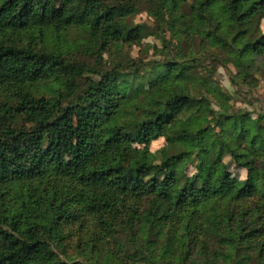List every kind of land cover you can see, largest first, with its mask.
<instances>
[{"label": "trees", "instance_id": "1", "mask_svg": "<svg viewBox=\"0 0 264 264\" xmlns=\"http://www.w3.org/2000/svg\"><path fill=\"white\" fill-rule=\"evenodd\" d=\"M263 24L264 0H0V264H264Z\"/></svg>", "mask_w": 264, "mask_h": 264}, {"label": "rangeland", "instance_id": "2", "mask_svg": "<svg viewBox=\"0 0 264 264\" xmlns=\"http://www.w3.org/2000/svg\"><path fill=\"white\" fill-rule=\"evenodd\" d=\"M134 20H135V22H146L148 20L150 21V19L147 17L146 14H140ZM262 29L264 30V24L262 26ZM146 42L148 44H150L151 41L150 40H147ZM133 53L135 54L136 51H134ZM216 79H217L219 85L224 90H226L228 92L232 91V87L230 86V83H229V80H228V73H227L226 70H224L222 68L218 69V71L216 73ZM253 96L255 98H257L258 100L263 101V102H261V103L260 102H257V101L256 102H253L251 98L250 99H247V100H249L250 103H255V105L258 106V107L259 106H262L263 107L264 106V83L263 82H261L260 85H259V87L257 88V90L254 91ZM235 106L237 108L247 107L246 104L244 105V104H241V103H238V102L235 103ZM163 144H164L163 143V140L156 141V142H154L151 145L150 149H151V151H155L158 148H160ZM232 172H233V175L235 177L239 178V179L244 177V173L241 172V171L232 170Z\"/></svg>", "mask_w": 264, "mask_h": 264}]
</instances>
